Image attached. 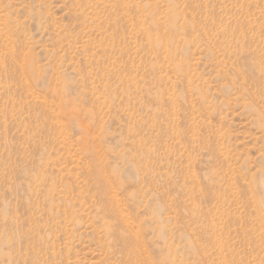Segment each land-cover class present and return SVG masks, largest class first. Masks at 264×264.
Instances as JSON below:
<instances>
[{
    "label": "rangeland",
    "instance_id": "rangeland-1",
    "mask_svg": "<svg viewBox=\"0 0 264 264\" xmlns=\"http://www.w3.org/2000/svg\"><path fill=\"white\" fill-rule=\"evenodd\" d=\"M263 104L264 0H0V264H264Z\"/></svg>",
    "mask_w": 264,
    "mask_h": 264
},
{
    "label": "bare ground",
    "instance_id": "bare-ground-1",
    "mask_svg": "<svg viewBox=\"0 0 264 264\" xmlns=\"http://www.w3.org/2000/svg\"><path fill=\"white\" fill-rule=\"evenodd\" d=\"M262 110H264V104H263V106H262ZM261 109L260 110H258V112H257V119H256V121H258V122H262V124H263V126H264V112L262 111ZM259 116V117H258ZM263 150H264V147H263ZM263 154H264V152H263ZM263 158H264V156H263ZM264 174V171H262L261 172V176ZM264 179V178H263ZM261 180V185H262V187L264 188V180ZM248 194H249V196H250V199H251V201H252V204H253V206L255 207V206H257V201H259V196L258 195H256V194H254L253 193V191H252V189L251 188H248Z\"/></svg>",
    "mask_w": 264,
    "mask_h": 264
}]
</instances>
